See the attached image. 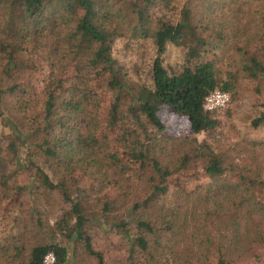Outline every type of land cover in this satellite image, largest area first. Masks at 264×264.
Returning a JSON list of instances; mask_svg holds the SVG:
<instances>
[{"label":"trees","instance_id":"1","mask_svg":"<svg viewBox=\"0 0 264 264\" xmlns=\"http://www.w3.org/2000/svg\"><path fill=\"white\" fill-rule=\"evenodd\" d=\"M155 1L0 0V205L12 216L0 232V264H42L47 253L53 264H66L68 244L105 264L88 235L97 219L126 241L119 264H231L264 247V206L255 193L264 194V151L253 164L233 165L194 136L217 125L202 108L204 96L228 93L234 80H222L214 60L202 58L207 47L229 42L236 73L264 79V0H183L175 18H152ZM228 2L249 8V22L217 24ZM121 30L150 38L148 82L129 81L113 58ZM167 44L184 48L177 70L162 63ZM99 89L113 98L107 110ZM122 108L131 128L111 148L99 129L122 127ZM162 109L187 114L193 137L182 153L167 145L175 138L162 134ZM261 122L264 110L251 121ZM193 161L209 176L238 179L174 189L165 201L167 177ZM77 171L95 186L75 192ZM21 172H29L27 182ZM108 188L111 195L87 205L90 193Z\"/></svg>","mask_w":264,"mask_h":264},{"label":"rangeland","instance_id":"2","mask_svg":"<svg viewBox=\"0 0 264 264\" xmlns=\"http://www.w3.org/2000/svg\"><path fill=\"white\" fill-rule=\"evenodd\" d=\"M183 0H170L163 6L156 0V5L151 7L150 13L154 16H172L175 18V13ZM220 13L216 15L214 20L217 24L224 23L230 26L232 22L234 26L248 23L250 20V10L242 6L239 2H228L227 6L220 9ZM121 35L116 37L112 43V56L127 72V78L132 82H148L150 64L154 56V49L150 38L148 37H132L129 34L125 35V30H121ZM204 60H214L215 66L218 69L219 76L222 80L229 78V74L233 75L232 88L228 90L230 96L228 104L214 112L212 115L217 121V125L208 131L200 132L195 136L196 141H206L214 152L225 154L228 162L233 165L253 164L251 158L259 151H264V122L253 126L251 121L256 118L259 113L264 110V79H251L245 77L241 73H236V52L230 47V43L223 41L219 43L217 48L210 49L207 47L205 52H202ZM162 63L167 69L177 70L184 65V48L179 45L167 44L161 55ZM98 100L103 108L107 110L112 97L107 91L99 89L97 92ZM107 112V111H105ZM163 122V136L175 138L168 142L170 149L175 146L176 153H182L188 146L193 135L189 131V122L186 113L180 115L173 114L168 109H162L159 113ZM107 118V116L105 117ZM118 118L123 120V126H119L117 122L114 127H108L105 123L103 128L110 138L111 148H118L119 142L128 137V132L131 128L128 115L125 114L124 108ZM126 169L132 168L130 161H123ZM193 168L180 170L167 177L168 191L164 197L165 201H171V193L174 189L188 190L195 187H206L211 184H224L227 180H237L238 177L233 172H224L220 177H212L203 171V163L201 161L194 162ZM76 184L73 185V190H84L94 187V182L86 179L81 172H76L73 177ZM29 180V172H21L19 181L27 182ZM74 184V183H73ZM259 203L264 206V194L255 192ZM112 194V189L93 195L90 193L86 199L87 205H93L95 198L100 196H109ZM28 196L25 195L22 199L21 206H25ZM2 204V203H0ZM16 206V204H15ZM3 205H0V232H4L10 227L12 216L1 210ZM7 214V216H6ZM88 235L91 239L92 248L101 253L105 264H119L122 256L126 252V241L113 228L106 226L101 220L97 219L92 222L89 228ZM61 237H59V240ZM95 259L91 255H86L77 246L68 244V261L66 264H94ZM231 264H264V247L257 251L249 259L243 261H234Z\"/></svg>","mask_w":264,"mask_h":264},{"label":"built area","instance_id":"3","mask_svg":"<svg viewBox=\"0 0 264 264\" xmlns=\"http://www.w3.org/2000/svg\"><path fill=\"white\" fill-rule=\"evenodd\" d=\"M229 94L225 91L214 89L209 91L202 100V108L208 112H216L224 108L229 102ZM42 264H53L51 253L44 255Z\"/></svg>","mask_w":264,"mask_h":264}]
</instances>
